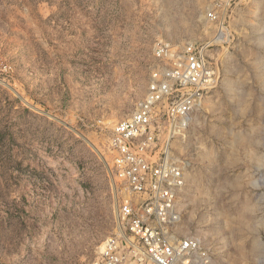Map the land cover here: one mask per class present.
<instances>
[{"label": "rangeland", "instance_id": "rangeland-1", "mask_svg": "<svg viewBox=\"0 0 264 264\" xmlns=\"http://www.w3.org/2000/svg\"><path fill=\"white\" fill-rule=\"evenodd\" d=\"M161 40L211 44L218 72L174 142L177 234L264 264V0H0V264H89L114 232L107 142Z\"/></svg>", "mask_w": 264, "mask_h": 264}, {"label": "built area", "instance_id": "built-area-1", "mask_svg": "<svg viewBox=\"0 0 264 264\" xmlns=\"http://www.w3.org/2000/svg\"><path fill=\"white\" fill-rule=\"evenodd\" d=\"M211 21L219 16L210 10ZM211 44L158 41L147 89L118 120L107 142L111 171L129 196L117 209L114 232L89 264H212L205 243L179 236L185 164L174 142L217 82Z\"/></svg>", "mask_w": 264, "mask_h": 264}, {"label": "bare ground", "instance_id": "bare-ground-1", "mask_svg": "<svg viewBox=\"0 0 264 264\" xmlns=\"http://www.w3.org/2000/svg\"><path fill=\"white\" fill-rule=\"evenodd\" d=\"M224 37V33L222 31L219 32V34L217 35V37L215 38V40L219 41V40H222V38Z\"/></svg>", "mask_w": 264, "mask_h": 264}]
</instances>
